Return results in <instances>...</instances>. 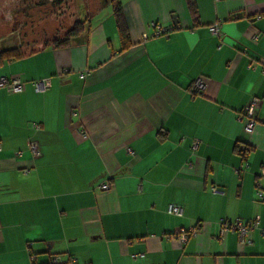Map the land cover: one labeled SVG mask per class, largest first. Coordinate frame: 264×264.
Wrapping results in <instances>:
<instances>
[{
	"label": "crops",
	"instance_id": "crops-1",
	"mask_svg": "<svg viewBox=\"0 0 264 264\" xmlns=\"http://www.w3.org/2000/svg\"><path fill=\"white\" fill-rule=\"evenodd\" d=\"M116 1L124 50L96 12L80 42L0 64L24 82L0 88V264H264V0H194L195 17L186 0ZM152 23L174 30L141 42ZM237 219L258 220L245 244L220 234Z\"/></svg>",
	"mask_w": 264,
	"mask_h": 264
},
{
	"label": "rangeland",
	"instance_id": "rangeland-1",
	"mask_svg": "<svg viewBox=\"0 0 264 264\" xmlns=\"http://www.w3.org/2000/svg\"><path fill=\"white\" fill-rule=\"evenodd\" d=\"M114 0H0V48L35 51L62 40L81 19L85 29L96 12H111ZM94 23V21H93Z\"/></svg>",
	"mask_w": 264,
	"mask_h": 264
},
{
	"label": "built area",
	"instance_id": "built-area-1",
	"mask_svg": "<svg viewBox=\"0 0 264 264\" xmlns=\"http://www.w3.org/2000/svg\"><path fill=\"white\" fill-rule=\"evenodd\" d=\"M214 1H218V0H214ZM219 25H220L219 23H216L212 26H209L208 31L212 36L221 39V34L219 32ZM148 28L149 30L147 32H143L141 34L140 36L141 42H145L153 38L167 37L174 30V27L172 26L165 27L154 23L150 24ZM255 38L256 36L253 37V39ZM80 78H83L82 75H80ZM23 85L24 82L17 77L0 78V88H4L10 94L21 93L23 91ZM31 87L36 93L45 92L50 88V79L44 78V79L32 81ZM204 88H205V83L202 80L198 79L191 85L190 92L194 95H198L202 93ZM258 101H259L258 99H253L252 102L244 109L243 115L241 116V117H246L244 131L248 134L251 133L255 125L253 114ZM38 128L39 127L37 125H34L35 130H37ZM27 147L33 156H38L39 150L36 142L28 141ZM193 147H195V145ZM99 189L102 191L108 190V185L106 183L101 184L99 186ZM212 192L217 193L220 191L217 188L213 187ZM255 197L256 200L260 202H264V186L258 183L256 184ZM166 213L168 215L180 217L182 215V208L178 205L172 204L167 207ZM257 228H258L257 219L248 222H243L240 219H237L232 223L223 220L220 222V234L223 235L226 232H234L237 234L238 240L241 244L247 243L248 233ZM195 235H196V230L194 228H189L187 230L180 231L178 234L174 236V238L180 241L181 243H186L190 238L195 237ZM259 235L261 236V238H264V229H259ZM33 259L34 258L31 257V260ZM58 263H59L58 258H55L50 262V264H58Z\"/></svg>",
	"mask_w": 264,
	"mask_h": 264
},
{
	"label": "trees",
	"instance_id": "trees-1",
	"mask_svg": "<svg viewBox=\"0 0 264 264\" xmlns=\"http://www.w3.org/2000/svg\"><path fill=\"white\" fill-rule=\"evenodd\" d=\"M117 4L113 6L112 13L115 18L118 36L122 45V50L125 49L126 44L129 42L128 33L126 29V25L124 22V18L122 15V10L120 7V4L114 0ZM186 4L188 7V10L192 17H195V5L194 0H186ZM85 22L86 18L83 21H78L64 36L62 40L54 41L52 44H48L49 46H52L53 48H61V47H67L72 42L81 41L83 34L87 31L85 29ZM48 45L42 47L45 48ZM25 48L23 46L17 45L13 47H5L0 48V64L3 62H11L23 59L25 57H28L38 50L35 51H24Z\"/></svg>",
	"mask_w": 264,
	"mask_h": 264
},
{
	"label": "water",
	"instance_id": "water-1",
	"mask_svg": "<svg viewBox=\"0 0 264 264\" xmlns=\"http://www.w3.org/2000/svg\"><path fill=\"white\" fill-rule=\"evenodd\" d=\"M103 1V3H106L108 0H102ZM84 19L83 18H81L79 21L81 22V21H83Z\"/></svg>",
	"mask_w": 264,
	"mask_h": 264
}]
</instances>
